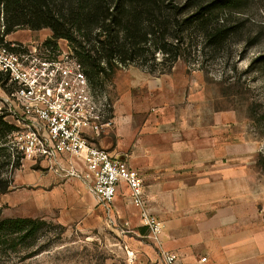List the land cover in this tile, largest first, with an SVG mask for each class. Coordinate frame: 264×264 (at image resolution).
Listing matches in <instances>:
<instances>
[{"label":"rangeland","instance_id":"374dc122","mask_svg":"<svg viewBox=\"0 0 264 264\" xmlns=\"http://www.w3.org/2000/svg\"><path fill=\"white\" fill-rule=\"evenodd\" d=\"M230 22L238 34L220 52L206 51L203 57L180 60L165 75L129 65L119 71L106 94L113 112L118 93H153L148 114L173 116L183 108L182 121L189 131L199 119L208 160L200 163V176L175 177L177 196H183L185 186L201 183L208 187L207 201L220 202L234 216L264 225V68L256 62L264 56V0H242ZM49 37L52 32L48 29L33 32L22 28L7 41L34 45ZM2 88L0 84V108L8 116L1 103L5 97ZM165 100L181 101L182 105L166 104ZM7 120L13 121L9 116ZM1 172L5 177L12 175L10 168ZM51 173L56 176L39 160H24L14 172L11 190L0 194L2 219L32 218L46 223L37 238L19 242L15 251L11 243L0 242V264H137L135 245L139 243L133 229L109 226L103 218L88 227L65 226L54 220V214L44 219L33 209L39 183ZM145 208L148 210L147 203ZM146 241L156 242L152 237Z\"/></svg>","mask_w":264,"mask_h":264},{"label":"crops","instance_id":"0c3cea01","mask_svg":"<svg viewBox=\"0 0 264 264\" xmlns=\"http://www.w3.org/2000/svg\"><path fill=\"white\" fill-rule=\"evenodd\" d=\"M151 94L118 93L114 125L97 145L126 162L142 180L147 211L164 226L158 241H146L148 229L141 209L132 204L126 183L119 185L107 213L81 181H64L51 173L39 183L33 209L44 219L54 214V220L65 226L88 227L103 218L109 226L133 229L139 243L135 245L137 264H163V251L177 254L179 264H264L263 224L234 216L220 202L207 201L208 187L201 183L185 186L183 196H177L175 177L200 176V163L208 160L204 128L198 119L190 131L186 129L183 108L173 116L148 114ZM171 102L182 105L181 101H164ZM166 178L169 180L162 182Z\"/></svg>","mask_w":264,"mask_h":264},{"label":"trees","instance_id":"16d2710c","mask_svg":"<svg viewBox=\"0 0 264 264\" xmlns=\"http://www.w3.org/2000/svg\"><path fill=\"white\" fill-rule=\"evenodd\" d=\"M241 3L242 0H0V43L18 29H48L52 37L46 44L67 41L93 92L107 93L119 71L129 65H138L152 75H165L180 60L223 50L238 34L230 17ZM256 62L264 68V56ZM7 82L8 77L0 74L1 86ZM6 118L0 114V194L11 190L14 172L22 167V157L8 146V137L18 128ZM5 168L11 169V176L2 175ZM44 226L46 223L40 219L0 217V242L11 243L15 251L21 243L37 238Z\"/></svg>","mask_w":264,"mask_h":264},{"label":"built area","instance_id":"2783aa9c","mask_svg":"<svg viewBox=\"0 0 264 264\" xmlns=\"http://www.w3.org/2000/svg\"><path fill=\"white\" fill-rule=\"evenodd\" d=\"M49 39L34 45L7 38L0 43V74L8 77L1 103L18 128L8 137L10 150L22 161H41L62 179L81 181L107 213L119 185L126 183L143 225L158 241L164 226L145 208L142 180L96 143L113 126L110 97L93 92L67 41L46 44ZM162 261L179 264V257L163 251Z\"/></svg>","mask_w":264,"mask_h":264}]
</instances>
